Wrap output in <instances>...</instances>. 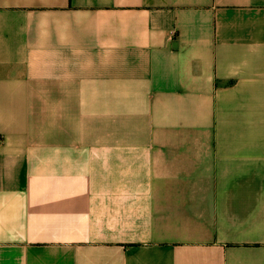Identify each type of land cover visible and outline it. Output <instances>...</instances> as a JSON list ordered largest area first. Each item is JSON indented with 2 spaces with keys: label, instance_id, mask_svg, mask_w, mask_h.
I'll list each match as a JSON object with an SVG mask.
<instances>
[{
  "label": "crops",
  "instance_id": "1",
  "mask_svg": "<svg viewBox=\"0 0 264 264\" xmlns=\"http://www.w3.org/2000/svg\"><path fill=\"white\" fill-rule=\"evenodd\" d=\"M0 264H264V0H0Z\"/></svg>",
  "mask_w": 264,
  "mask_h": 264
}]
</instances>
